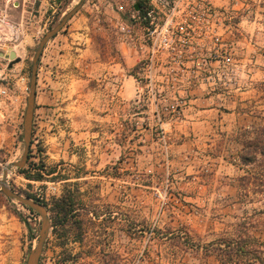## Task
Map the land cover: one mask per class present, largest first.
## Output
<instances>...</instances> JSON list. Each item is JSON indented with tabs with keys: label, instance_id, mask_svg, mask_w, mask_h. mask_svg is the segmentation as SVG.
<instances>
[{
	"label": "rangeland",
	"instance_id": "rangeland-1",
	"mask_svg": "<svg viewBox=\"0 0 264 264\" xmlns=\"http://www.w3.org/2000/svg\"><path fill=\"white\" fill-rule=\"evenodd\" d=\"M45 1L42 13L29 18L14 6L8 14L21 35L16 48L0 50V87L9 91L0 102V181L3 169L24 154V117L39 44L82 2ZM233 1L216 5L233 7ZM236 1L237 77L191 85L187 110L179 116L136 115L134 95L119 101V83L106 84V77L123 70L134 82L137 59L121 43L117 7L132 0L86 1L47 43L26 164L44 179L28 180L18 169L7 178L15 193L46 205L51 230L41 264H261L237 252L228 262L226 253L238 246H258L264 261V195L255 194L264 188L240 181L259 167L244 169L238 157L249 133L264 126V0ZM78 30L89 35L81 48L92 46L98 60L118 68L92 66L93 53L82 63L62 62L69 51L58 40ZM7 51L16 52L19 61H11ZM63 197L76 211L66 228L55 229L52 208ZM41 227L37 213L0 188V264H27Z\"/></svg>",
	"mask_w": 264,
	"mask_h": 264
},
{
	"label": "built area",
	"instance_id": "built-area-1",
	"mask_svg": "<svg viewBox=\"0 0 264 264\" xmlns=\"http://www.w3.org/2000/svg\"><path fill=\"white\" fill-rule=\"evenodd\" d=\"M233 3V7H219L216 0L117 4L122 14L118 26L121 43L134 51L137 59L132 76L136 115H183L191 85L235 80L240 70V47L235 34L238 1ZM20 35L19 26L0 8V50L16 48ZM8 95L9 91L0 87V102Z\"/></svg>",
	"mask_w": 264,
	"mask_h": 264
},
{
	"label": "water",
	"instance_id": "water-1",
	"mask_svg": "<svg viewBox=\"0 0 264 264\" xmlns=\"http://www.w3.org/2000/svg\"><path fill=\"white\" fill-rule=\"evenodd\" d=\"M90 0H82L80 4H78L73 10H71L68 14H66L60 23L51 31H49L41 40L38 50L34 56L31 68V78H30V87L28 93L27 100V110L24 117V154L22 159L13 164L7 165L3 169L2 179L0 181V188L3 194L10 200H14L19 202L20 204L30 208L34 212H36L42 218V227L40 232V237L37 246L32 250L27 264H40V260L43 254L44 246L49 236L51 230V222L48 215L47 209L34 200L23 197L17 193H15L10 187L7 186V178L12 169H22L26 166L31 145H32V132H33V123H34V113H35V105H36V94H37V82H38V69H39V60L42 56V53L45 49V46L49 41L54 39L67 25V23L80 11L83 7L84 3ZM136 10L139 9V5H136ZM7 57L11 61H19L17 58V54L14 51H10L7 54Z\"/></svg>",
	"mask_w": 264,
	"mask_h": 264
},
{
	"label": "trees",
	"instance_id": "trees-1",
	"mask_svg": "<svg viewBox=\"0 0 264 264\" xmlns=\"http://www.w3.org/2000/svg\"><path fill=\"white\" fill-rule=\"evenodd\" d=\"M141 4V2H139ZM142 5V4H141ZM40 65V60H39ZM250 140L247 142H243V148L239 154V162L241 167H244V169H249L251 167H259V172L254 173L253 175L250 174L247 171V175L243 176L240 181L243 183V187L248 186V184L253 185L254 187H263L264 188V126L254 130L253 132H250ZM33 144V142H32ZM32 146V145H31ZM30 157V155H29ZM27 165L22 168L18 169V173L24 176L28 180L32 181H42L43 175L40 172H36L35 174H31L28 170H26ZM42 169V166L38 168V171ZM54 173V172H51ZM247 182V184H246ZM255 194L257 195H264V189L261 191H256ZM30 199H33L36 202H39L43 206L46 207L44 203H42L40 200L29 197ZM70 198L63 197L60 200L56 201L54 203V206L52 208V212L54 213V216L51 218L52 225L57 228H66L68 220L74 212L76 211L73 207V204ZM22 205V204H21ZM24 208L28 209L32 213H36L30 208L22 205ZM29 227V226H28ZM31 228H29L30 230ZM31 231V230H30ZM261 248L264 247V245L260 246ZM241 254L243 256H246L248 261H254V262H260L261 264H264L263 258L261 255V250L258 246H255L254 248H244L243 246H238L236 250L229 249L225 256L228 257V262L232 263L233 259H235L236 255L235 253ZM223 259V258H222ZM225 261V260H223ZM42 263V258L40 260V264ZM236 264L238 262H235Z\"/></svg>",
	"mask_w": 264,
	"mask_h": 264
},
{
	"label": "crops",
	"instance_id": "crops-1",
	"mask_svg": "<svg viewBox=\"0 0 264 264\" xmlns=\"http://www.w3.org/2000/svg\"><path fill=\"white\" fill-rule=\"evenodd\" d=\"M38 0H0V8L5 10L6 15L8 16L9 12L11 11V6H14L17 10H19L20 13H22L23 17L29 18V16H32L33 13L35 12L37 13H42V9L45 5V0H40L39 3H41L39 5V10L35 11L33 9V5L34 3H36ZM33 18H36V16H33ZM88 32L87 30H83V31H76V32H71L69 33V36L67 38H62L59 39L58 41H62L61 42V47L62 49H67L69 51V53H65L63 56V60L62 62L65 63H70L73 62L74 63H82L86 60H83L86 57L87 53H93V51H91L92 46H89L88 49H83L82 44L87 42L86 38H88ZM121 49H122V45H121ZM72 54H76V55H72ZM95 55V58L93 61H91L92 66L95 67H100V66H108L110 69L116 68L118 65L113 64V63H106V62H102L100 60H98L96 57L98 56L97 52L94 51L93 53ZM76 56V57H74ZM118 68V67H117ZM132 78V77H131ZM106 79H108L109 81L106 83L108 86H115L113 85L114 83L118 82L119 85V91H118V95L119 101H123L128 99L129 97L131 98L134 93H135V84L134 82L132 83L130 80H128V78L126 77V75L124 74V70L121 71V73L119 74V76H110L109 78L106 77ZM133 80V78H132ZM134 81V80H133ZM110 98V96H109ZM115 98L114 96L111 98L110 101H114ZM112 106V104H111Z\"/></svg>",
	"mask_w": 264,
	"mask_h": 264
}]
</instances>
